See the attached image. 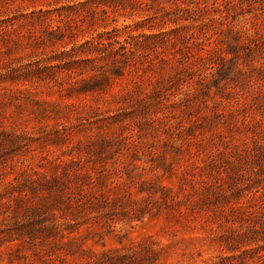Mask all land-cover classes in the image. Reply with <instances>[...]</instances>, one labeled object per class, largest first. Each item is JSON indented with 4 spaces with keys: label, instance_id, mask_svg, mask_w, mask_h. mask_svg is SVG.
I'll list each match as a JSON object with an SVG mask.
<instances>
[{
    "label": "rangeland",
    "instance_id": "rangeland-1",
    "mask_svg": "<svg viewBox=\"0 0 264 264\" xmlns=\"http://www.w3.org/2000/svg\"><path fill=\"white\" fill-rule=\"evenodd\" d=\"M0 264H264V0H0Z\"/></svg>",
    "mask_w": 264,
    "mask_h": 264
}]
</instances>
